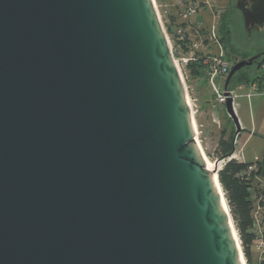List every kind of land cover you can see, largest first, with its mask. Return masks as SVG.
I'll return each instance as SVG.
<instances>
[{"label": "water", "instance_id": "water-1", "mask_svg": "<svg viewBox=\"0 0 264 264\" xmlns=\"http://www.w3.org/2000/svg\"><path fill=\"white\" fill-rule=\"evenodd\" d=\"M218 171L153 0H0V264H244Z\"/></svg>", "mask_w": 264, "mask_h": 264}, {"label": "rangeland", "instance_id": "rangeland-1", "mask_svg": "<svg viewBox=\"0 0 264 264\" xmlns=\"http://www.w3.org/2000/svg\"><path fill=\"white\" fill-rule=\"evenodd\" d=\"M153 1L164 32L169 39L168 42L170 43L173 57L177 59L181 56L188 55L189 49L178 46L174 38L175 29L182 23L178 19L179 6L177 0ZM228 1L211 0L209 4L213 5L215 3L216 8H219L223 4H228ZM201 12H206V10L202 9ZM185 24L183 23L182 27H185ZM227 29L230 46L241 43L240 41H243L245 38V33L243 34L241 28L227 26ZM188 30L192 31L189 27ZM228 52L226 58L231 62L235 59V55L233 50ZM177 65L184 83L186 96L189 99L192 116L197 129L196 136L206 158L212 163H215L213 161L216 158L215 147L217 140L222 131L225 135L233 136L236 132L234 123L227 115L225 105H220L215 102L212 90L208 82L202 77V74H194L191 71L189 63L185 64L179 61ZM246 78H264V71L256 72L251 68L243 69L238 71L229 82L237 94L234 100V112L239 121L241 120V123L244 125L243 127H245L243 130H238L240 131L238 141L239 146L242 147L244 161L256 162L264 160V95L253 94L254 96L251 95L248 97L247 94L251 92L249 82L237 83ZM253 261H256V257H253ZM246 264L248 263L246 262Z\"/></svg>", "mask_w": 264, "mask_h": 264}, {"label": "built area", "instance_id": "built-area-1", "mask_svg": "<svg viewBox=\"0 0 264 264\" xmlns=\"http://www.w3.org/2000/svg\"><path fill=\"white\" fill-rule=\"evenodd\" d=\"M209 1L211 0H177L178 19L182 23L175 29L174 38L177 45L188 48L189 53L177 59L173 58L177 64L179 61L185 64L200 62L202 77L208 82L215 102L225 105L227 99H230L234 111V100L237 94L230 84L227 89H224V82L229 73L231 62L226 58L223 44L219 38V8H216L215 3L209 4ZM202 9L206 12H201ZM183 23H186L185 27H182ZM188 27L192 31H189ZM249 85L251 92L247 94L248 97L253 94L264 95V78L253 80L249 82ZM238 122L239 129L243 130L239 119ZM239 133L240 131H236L232 137V151L227 156L215 158L213 161L217 165V170H220L228 160L244 161L242 147L239 146L238 141ZM261 166L259 162H251L247 164L245 172L254 173L253 184L257 189L251 195L253 201L252 222L248 230L253 237V247L259 252L261 259H264V173L260 170Z\"/></svg>", "mask_w": 264, "mask_h": 264}, {"label": "trees", "instance_id": "trees-1", "mask_svg": "<svg viewBox=\"0 0 264 264\" xmlns=\"http://www.w3.org/2000/svg\"><path fill=\"white\" fill-rule=\"evenodd\" d=\"M218 31L220 41L223 44L225 55L227 57V54L229 53L228 51H230L231 48L228 40L227 25L223 19L220 20ZM189 65L194 74H202L200 62H190ZM253 80H256V78H246L237 83L251 82ZM232 137V135H225L223 131L221 132L215 147L216 158L225 157L232 151ZM256 162H259L262 165L260 170L264 173V160ZM249 163L251 162L237 161L234 159L226 161L218 171V179L240 240L244 258L248 264H251L253 237L248 229L252 222L253 201L251 195L252 192L257 189L253 184L254 173L251 172L248 174L245 172L246 166ZM261 263L264 264V259L261 260Z\"/></svg>", "mask_w": 264, "mask_h": 264}, {"label": "flooded vegetation", "instance_id": "flooded-vegetation-1", "mask_svg": "<svg viewBox=\"0 0 264 264\" xmlns=\"http://www.w3.org/2000/svg\"><path fill=\"white\" fill-rule=\"evenodd\" d=\"M240 2L241 0H229L228 4H223L219 7L220 19H223L227 26L239 27L242 29L243 34L245 33V38L240 41L241 43L230 46L234 52L235 59L231 61L229 71L236 62L251 56H254L251 59V63L243 66L239 71L248 68L256 72L264 71V32L256 30L250 33L246 32L243 13L238 7V4H241Z\"/></svg>", "mask_w": 264, "mask_h": 264}, {"label": "bare ground", "instance_id": "bare-ground-1", "mask_svg": "<svg viewBox=\"0 0 264 264\" xmlns=\"http://www.w3.org/2000/svg\"><path fill=\"white\" fill-rule=\"evenodd\" d=\"M173 59H174V58H173ZM175 64H176V66H177V68H178V65H177L176 61H175ZM178 71H179V70H178ZM187 101H188V104H189V99H188V97H187ZM189 107H190V104H189ZM190 111H191V108H190ZM194 127H195V123H194ZM195 131H196V134H197V129H196V127H195ZM196 141H197V143H198V145H199V147H200V149H201V151H202V154H203V156H204V160H205V163H206L207 168L210 169V170H212L213 168L217 167L216 163H212V162L209 161V160L206 158V156L204 155L203 150H202V147H201V145H200V143H199V140H198L197 136H196ZM224 202H225V201H224ZM232 224H233V222H232ZM244 264H245V262H244Z\"/></svg>", "mask_w": 264, "mask_h": 264}, {"label": "crops", "instance_id": "crops-1", "mask_svg": "<svg viewBox=\"0 0 264 264\" xmlns=\"http://www.w3.org/2000/svg\"><path fill=\"white\" fill-rule=\"evenodd\" d=\"M252 96H254V95H252ZM240 122H241V120H240ZM242 124V123H241ZM242 126H244L243 124H242ZM245 127H243V129H244ZM253 257H256V261H253ZM261 257H260V254H259V252L253 247V245H252V248H251V264L253 263V264H262L261 263Z\"/></svg>", "mask_w": 264, "mask_h": 264}]
</instances>
